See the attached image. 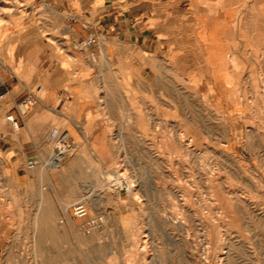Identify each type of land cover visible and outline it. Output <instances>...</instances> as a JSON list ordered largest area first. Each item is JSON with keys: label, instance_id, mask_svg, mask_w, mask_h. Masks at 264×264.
I'll return each mask as SVG.
<instances>
[{"label": "rangeland", "instance_id": "rangeland-1", "mask_svg": "<svg viewBox=\"0 0 264 264\" xmlns=\"http://www.w3.org/2000/svg\"><path fill=\"white\" fill-rule=\"evenodd\" d=\"M26 3L0 0V28ZM179 80L134 84L112 163H70L59 140V178L36 188L0 150V264H264V46L243 61L237 112L204 98L211 83ZM81 199L105 217L90 233Z\"/></svg>", "mask_w": 264, "mask_h": 264}, {"label": "crops", "instance_id": "crops-1", "mask_svg": "<svg viewBox=\"0 0 264 264\" xmlns=\"http://www.w3.org/2000/svg\"><path fill=\"white\" fill-rule=\"evenodd\" d=\"M5 18L2 161L36 188L46 174L59 178L68 156H59V140L76 147L70 163L114 162L115 132L124 136L132 122L134 84L147 92L180 77L208 82L204 98L237 112L243 61L264 46V0H27L24 12ZM92 32L96 41L82 46ZM28 96L36 100L21 106ZM9 112L20 116L19 129L6 120Z\"/></svg>", "mask_w": 264, "mask_h": 264}, {"label": "built area", "instance_id": "built-area-1", "mask_svg": "<svg viewBox=\"0 0 264 264\" xmlns=\"http://www.w3.org/2000/svg\"><path fill=\"white\" fill-rule=\"evenodd\" d=\"M98 34L96 32H92L86 40L82 43V46L84 45H90L96 41ZM0 98H5V92L0 90ZM35 100V97L28 96L26 99L23 100L21 106H24L25 102H33ZM6 120L9 121L12 128L17 130L21 126V120L20 116L15 114L14 112H9L6 114ZM36 165V161L31 159L28 160V167L34 168ZM72 214L76 218H81V227L85 232L90 233L95 227L101 225L105 221L104 214H91L90 208L88 203L81 199L75 202L72 205Z\"/></svg>", "mask_w": 264, "mask_h": 264}, {"label": "bare ground", "instance_id": "bare-ground-1", "mask_svg": "<svg viewBox=\"0 0 264 264\" xmlns=\"http://www.w3.org/2000/svg\"><path fill=\"white\" fill-rule=\"evenodd\" d=\"M121 180H118V182H120ZM132 185H133V183H132ZM179 192V191H178ZM147 242V241H146ZM144 243V242H143ZM146 245V244H145ZM221 260V259H220Z\"/></svg>", "mask_w": 264, "mask_h": 264}]
</instances>
